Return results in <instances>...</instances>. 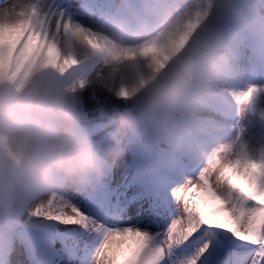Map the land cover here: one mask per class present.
Segmentation results:
<instances>
[{
	"label": "clouds",
	"instance_id": "9594fccd",
	"mask_svg": "<svg viewBox=\"0 0 264 264\" xmlns=\"http://www.w3.org/2000/svg\"><path fill=\"white\" fill-rule=\"evenodd\" d=\"M78 15L61 0L0 3V33L18 27L31 36L30 54L7 71L0 66L5 250L17 226L64 225L50 211L95 197L109 174L126 168L134 143L197 152L205 167L216 155L264 160V146L252 153L199 143L245 52L264 56V0H112ZM86 91L113 125L101 140L85 130ZM262 93L252 86L234 99L251 105ZM106 253L102 245L91 264H107Z\"/></svg>",
	"mask_w": 264,
	"mask_h": 264
},
{
	"label": "snow or ice",
	"instance_id": "6c2138e0",
	"mask_svg": "<svg viewBox=\"0 0 264 264\" xmlns=\"http://www.w3.org/2000/svg\"><path fill=\"white\" fill-rule=\"evenodd\" d=\"M30 45L18 27L0 33V66L9 70ZM55 213L53 220L98 239L95 252L107 248V264H264V160L216 155L152 211L66 200Z\"/></svg>",
	"mask_w": 264,
	"mask_h": 264
},
{
	"label": "bare ground",
	"instance_id": "6f19581e",
	"mask_svg": "<svg viewBox=\"0 0 264 264\" xmlns=\"http://www.w3.org/2000/svg\"><path fill=\"white\" fill-rule=\"evenodd\" d=\"M3 2L4 0H0V3ZM65 5L78 8L77 11L72 13L77 14V19H80L81 17L78 14L85 6L95 5L101 9L110 8L112 0H76L73 5L70 3H65ZM259 58L257 62L261 65L264 62V56ZM261 68H263V71L261 72L262 77L259 78L260 82L264 81V66H261ZM257 70L259 71L260 68H254L252 65H248L247 59H242L234 80L228 86V92L217 97L212 103V110L209 115L213 119L206 126L207 132L200 138V140L202 139L201 143L199 140L202 146L213 149L221 145H232L238 150L243 145L252 153L264 146V118H262V114H264V94L259 95L251 105L238 104L234 99L235 94L246 92L249 87L253 86ZM258 77L260 76L258 75ZM84 99L85 111L88 117V127L85 130L90 132L96 130L97 124L106 115L100 114L96 102L91 99L90 92L86 91L84 93ZM259 108H262V110L256 114L255 111ZM195 156L198 159L196 163L189 166L176 165L173 167V173L166 177L167 181L173 182L171 188L177 186L178 180L189 178L180 174L184 169L187 172V169L193 171L201 165L204 166V162L197 152ZM172 164L173 162H170L168 166ZM170 193L171 190L167 191L169 196ZM112 207L118 212H125V214L135 212L129 208L125 200L113 204ZM18 228L21 231L39 236L40 238L37 240L39 245H37L34 252L28 249L25 250V248L21 249L19 245L22 238L14 232L9 237L7 249L0 247V264H34L35 262L32 263V257L35 260L38 254H43V261L48 264H91L96 247L99 244L98 239L88 238L86 234L78 231L73 226H65L55 221L36 220L17 226L15 230ZM65 248L69 251L67 252Z\"/></svg>",
	"mask_w": 264,
	"mask_h": 264
},
{
	"label": "rangeland",
	"instance_id": "374dc122",
	"mask_svg": "<svg viewBox=\"0 0 264 264\" xmlns=\"http://www.w3.org/2000/svg\"><path fill=\"white\" fill-rule=\"evenodd\" d=\"M61 2L63 4L70 3L73 5L76 0H61ZM76 9L78 8L73 6L68 7L70 13L77 11ZM243 59H247L248 65H252L254 68H260L259 71L257 70L258 72L256 79L253 81V86L264 88V81H259V78L262 77L261 72L263 71V68H261V66H264V62L259 65V62L257 61L260 58L254 54V49L245 52ZM258 75L260 77H258ZM263 94L264 93L260 95ZM261 110L262 108H259L255 113L257 114ZM112 128L113 125L111 120L106 115L102 121L97 124L96 130L87 132L95 139L101 140L112 130ZM195 154L196 152L187 150H168L163 146H157L150 142L134 143L130 146L128 155L125 158L126 168H117L109 174L105 186L95 197L84 201L83 204L91 210V206L98 201H102L105 204L112 206L115 203H120L116 202L117 200H125L129 208L135 212L141 211L145 208L152 211L161 195L172 190L171 186L173 185V182L167 181L166 177L173 173V167L176 165L189 166L196 163L198 159ZM170 162H173V164L168 166ZM200 168H202V165L193 169V171H188L187 169L186 172L184 169L182 173L179 172L183 176L189 177L190 173L198 172ZM163 178H165V180H163ZM121 214H125V212H122ZM14 232L22 238L21 244L19 245L21 249L25 248V250L28 249L33 252L37 249V245H39L37 241L40 238L39 236L29 234L27 231H21L19 228L14 230ZM65 250L67 252L69 251L67 248H65ZM43 257V254H38L35 260L32 257V263L48 264L43 261ZM2 262L4 261L2 260Z\"/></svg>",
	"mask_w": 264,
	"mask_h": 264
}]
</instances>
